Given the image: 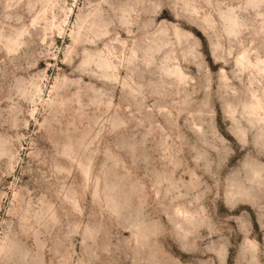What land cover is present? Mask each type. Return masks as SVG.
I'll list each match as a JSON object with an SVG mask.
<instances>
[{
  "label": "clouds",
  "instance_id": "1",
  "mask_svg": "<svg viewBox=\"0 0 264 264\" xmlns=\"http://www.w3.org/2000/svg\"><path fill=\"white\" fill-rule=\"evenodd\" d=\"M0 264H264V0H0Z\"/></svg>",
  "mask_w": 264,
  "mask_h": 264
},
{
  "label": "rangeland",
  "instance_id": "2",
  "mask_svg": "<svg viewBox=\"0 0 264 264\" xmlns=\"http://www.w3.org/2000/svg\"><path fill=\"white\" fill-rule=\"evenodd\" d=\"M193 33H194V36H195L196 38L200 39V41L204 44V47H205V53L208 54V52H207V40H206V38L204 37L203 33H202V32H199V31H197V30H193ZM57 43L59 44L60 41L58 40ZM52 63H55V62L53 61ZM43 66H44V65H43V63H42V64H41V67H43ZM211 67H212L213 69H215L217 66L214 65V64H212ZM50 71H51V70H50Z\"/></svg>",
  "mask_w": 264,
  "mask_h": 264
}]
</instances>
